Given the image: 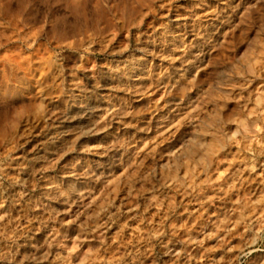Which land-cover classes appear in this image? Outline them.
<instances>
[{
  "label": "rangeland",
  "instance_id": "374dc122",
  "mask_svg": "<svg viewBox=\"0 0 264 264\" xmlns=\"http://www.w3.org/2000/svg\"><path fill=\"white\" fill-rule=\"evenodd\" d=\"M0 264H264V0H0Z\"/></svg>",
  "mask_w": 264,
  "mask_h": 264
},
{
  "label": "bare ground",
  "instance_id": "6f19581e",
  "mask_svg": "<svg viewBox=\"0 0 264 264\" xmlns=\"http://www.w3.org/2000/svg\"><path fill=\"white\" fill-rule=\"evenodd\" d=\"M92 112H93V108H87L86 109V113H84L85 114V116H87V115H89V114H92ZM82 116V115H81ZM70 117V116H69ZM83 117V116H82ZM81 117V118H82ZM66 119V118H65ZM73 119V118H72ZM70 121V120H69ZM79 195H78V193H74V192H70L69 194H68V196H66V198L64 199V201L63 202H69V201H72V200H74V199H76L77 197H78Z\"/></svg>",
  "mask_w": 264,
  "mask_h": 264
}]
</instances>
